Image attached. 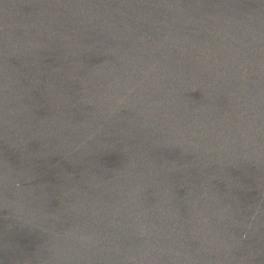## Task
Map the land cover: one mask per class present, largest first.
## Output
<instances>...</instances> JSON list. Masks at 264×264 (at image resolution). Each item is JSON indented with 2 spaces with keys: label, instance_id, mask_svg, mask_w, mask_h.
Listing matches in <instances>:
<instances>
[{
  "label": "water",
  "instance_id": "water-1",
  "mask_svg": "<svg viewBox=\"0 0 264 264\" xmlns=\"http://www.w3.org/2000/svg\"><path fill=\"white\" fill-rule=\"evenodd\" d=\"M0 264H264V0H0Z\"/></svg>",
  "mask_w": 264,
  "mask_h": 264
}]
</instances>
